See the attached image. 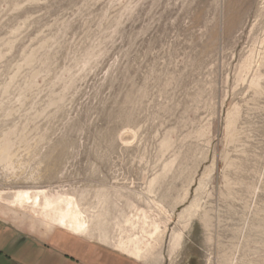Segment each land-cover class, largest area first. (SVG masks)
Segmentation results:
<instances>
[{
    "label": "rangeland",
    "instance_id": "1",
    "mask_svg": "<svg viewBox=\"0 0 264 264\" xmlns=\"http://www.w3.org/2000/svg\"><path fill=\"white\" fill-rule=\"evenodd\" d=\"M0 197V264H264V0H0Z\"/></svg>",
    "mask_w": 264,
    "mask_h": 264
},
{
    "label": "bare ground",
    "instance_id": "2",
    "mask_svg": "<svg viewBox=\"0 0 264 264\" xmlns=\"http://www.w3.org/2000/svg\"><path fill=\"white\" fill-rule=\"evenodd\" d=\"M14 197L18 198L19 201H22V202L24 201L26 203H29L30 199H31L30 202H32V204H35L36 202H38V201H36V195L34 197H31V196L23 193V195L17 194ZM59 211H61L59 220L63 224H65L68 229L73 230V231H80V230L85 229V227H86L85 223L83 222V220L80 219L78 212L75 211L73 207H71L69 202L64 204V206H62L59 209Z\"/></svg>",
    "mask_w": 264,
    "mask_h": 264
},
{
    "label": "crops",
    "instance_id": "3",
    "mask_svg": "<svg viewBox=\"0 0 264 264\" xmlns=\"http://www.w3.org/2000/svg\"><path fill=\"white\" fill-rule=\"evenodd\" d=\"M92 247V246H91ZM79 249H93V248H90V247H88V246H83V247H81V248H79ZM95 249H109V248H98V247H95ZM111 249V248H110ZM110 263V262H109ZM109 263H107V264H109ZM103 264H106V263H103Z\"/></svg>",
    "mask_w": 264,
    "mask_h": 264
}]
</instances>
